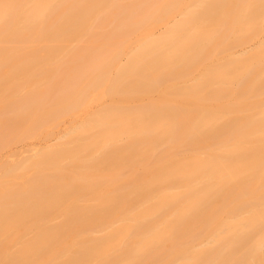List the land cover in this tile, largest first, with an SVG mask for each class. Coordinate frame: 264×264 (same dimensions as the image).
I'll use <instances>...</instances> for the list:
<instances>
[{
    "label": "bare ground",
    "instance_id": "1",
    "mask_svg": "<svg viewBox=\"0 0 264 264\" xmlns=\"http://www.w3.org/2000/svg\"><path fill=\"white\" fill-rule=\"evenodd\" d=\"M157 1L0 0L1 131L73 118L0 167V264H264V99L259 115L227 122L206 107L240 110L225 108L233 82L235 106L264 97V35L227 51L233 35L262 28L264 0H198L165 33L151 25ZM170 2L171 12L181 4ZM225 52L205 78L179 85Z\"/></svg>",
    "mask_w": 264,
    "mask_h": 264
},
{
    "label": "rangeland",
    "instance_id": "2",
    "mask_svg": "<svg viewBox=\"0 0 264 264\" xmlns=\"http://www.w3.org/2000/svg\"><path fill=\"white\" fill-rule=\"evenodd\" d=\"M169 2V5L171 4V2L170 1H172V0H162V4H160L159 3V6H157V8H159L160 6H163L164 8H166V6L168 5L167 3ZM179 2H180V0H178ZM196 1H198V0H181V4L179 5L178 4V6H177V4L175 3V5L177 6L176 8H174V11L173 12H171L170 10H169V8L172 6V5H170V7L169 8H166V10H168V11H170V13L169 12H167V11H165V9L163 8L162 10H160L157 14H159V13H161V16L160 15H158V16H160V19H161V21H158L159 19H157V15H156V17H154L152 20H153V22L155 21L154 19H157L156 21H158V22H156L155 21V24L153 23H151V25H153L152 26V28H154L155 27V31H159V30H161L160 32L162 33V32H167V30H169L168 28H166L167 27V25H166V23H167V21H169L170 22V24H172V26H176V23H177V26L179 27V24H180V22H182V21H184V20H182V17L183 16H185V13L186 14H188V12H186V8H188V10L189 11H191V8H192V10L195 8V9H197L198 7H196V6H198V5H195V4H197V3H195ZM202 1V0H201ZM208 1V0H207ZM157 2H161V1H157ZM178 3V2H177ZM168 5V6H169ZM190 5H193V6H191L190 7ZM194 5H195V7H194ZM167 6V7H168ZM187 6H189V7H187ZM173 7H171L170 9L171 10H173L172 9ZM190 8V9H189ZM163 10H164V13L165 14H162V12H163ZM168 13V14H167ZM186 17V16H185ZM184 18V17H183ZM187 18V17H186ZM174 19L177 21L176 23L174 22ZM152 20H150L151 22H152ZM182 20V21H181ZM169 22H168V24H169ZM171 22H173V23H171ZM258 22V21H257ZM259 22H261V21H259ZM262 22H264V21H262ZM148 23H149V21H148ZM148 23H146V24H148ZM175 23V24H174ZM145 24V25H146ZM150 24V23H149ZM262 24V23H261ZM261 24H260V26H261ZM144 25V26H145ZM165 25H166V27H165ZM259 25V24H258ZM143 26V27H144ZM149 26L150 25H148V27H146L145 26V28H143V29H147V28H149ZM170 26V25H169ZM165 27V28H164ZM236 28L238 27V26H235ZM254 27H256V26H254ZM169 28H171V27H169ZM258 28V27H257ZM262 28H264V23H263V26H262ZM258 29V30H254L253 28H248V30L246 29L245 31L243 30V31H241L242 32V35H245L246 36V38H247V40H244V38H243V41L241 40L242 39V37H241V39H234V38H237V37H235V35H233L232 36V38H230V40L232 41V42H234L235 43V45H234V47L233 46H231V47H233L232 48V50H227L228 51V53H230V52H232L235 56H238L237 54H240L241 53V49L244 47V48H246V47H250L251 46V48H253L257 43H258V41H259V39L264 35V34H262L263 32H264V30L263 29ZM141 29H142V27H141ZM149 29H151V28H149ZM145 30H139L140 32H143V31H145ZM148 30V29H147ZM177 30V29H176ZM149 31V30H148ZM151 31V30H150ZM154 31V30H153ZM257 31H258V33H257ZM147 32V31H146ZM164 32V33H165ZM169 32V31H168ZM257 33L256 35L254 34V33ZM137 33V32H136ZM136 33L134 32V34L136 35ZM139 33V32H138ZM163 33V34H164ZM142 34V33H141ZM135 35H132V37H131V41L132 40H134V39H136V37H135ZM239 35H241V33L239 34ZM136 36H138V34L136 35ZM237 36V35H236ZM239 38V37H238ZM234 39V40H233ZM237 40H238V42H237ZM242 44L243 45V43L245 44V45H240V44ZM251 48H249V49H251ZM231 49V48H230ZM248 49V50H249ZM75 50V49H74ZM85 50H87V49H84V51ZM79 53H83V51L82 50H77ZM77 51H75V52H77ZM88 52V51H87ZM86 52V53H87ZM228 53H224V54H218V56H215L216 57V59H211V60H213V62L212 61H210L209 60V62L207 63V65L205 64H202V66L200 65L201 63H204L203 62V60L204 59H202V62H199L200 64H199V66H201V68H199L198 67V65L195 67V68H193L189 73H188V75H187V77L185 78V80H183V83H181V82H179V85L181 84L182 86L181 87H190L191 86V84L193 83V81L192 80H194V79H203V78H205V76H204V74L207 76V72L208 71H206V70H208L207 68L210 66L209 64H211V65H215V64H218V65H220V64H222V63H225V54L228 56ZM231 53V54H232ZM211 56V55H210ZM240 56V55H239ZM208 59H210V57L209 58H207V60ZM205 61V60H204ZM205 62H207V61H205ZM60 63H57L56 64V66L57 65H59ZM55 65V64H54ZM61 66H62V64H60ZM64 67H66L65 66V64L63 65ZM62 66V67H63ZM73 66V65H72ZM71 66V67H72ZM206 66H208V67H206ZM62 67H60V68H62ZM64 67L62 68L63 70H68V69H70V64H69V68L67 69V68H65L64 69ZM198 67V68H197ZM74 68H75V65H74ZM210 70V69H209ZM61 71V70H60ZM61 73V72H60ZM63 76H64V74H66L65 73V71L63 72L62 71V73H61ZM66 76V78H67V74L65 75ZM64 76V77H65ZM54 78H60V76H56V77H54ZM54 78H52L51 80H49V83L50 82H53V83H56L55 85H60V83H58L59 81H60V79H58V80H56V82H54L55 80H54ZM45 80V79H44ZM188 82V83H187ZM171 83H174V84H176V82H168V85H173V84H171ZM184 83H187V84H184ZM52 84V83H51ZM50 84V85H51ZM29 85H31V84H29ZM52 85H54V84H52ZM231 84H227L226 85V87H229ZM59 88V87H58ZM217 88V87H216ZM237 88H239V86L237 85V83L236 82H233V84H232V86H231V88H230V90H229V92L231 91V90H234V89H236V90H238ZM183 89V88H182ZM91 90V89H90ZM93 90V89H92ZM92 91H90V93H89V97H90V94L92 95V93H91ZM229 92H228V94L226 95V96H224L225 98H224V100L227 102V103H230V105H228V106H226L225 108H227V109H230V108H232V109H235V110H238V109H240V110H238V111H236V112H232V113H227V114H224L223 116H220V114H219V109L215 106V104H210V103H208V104H206V107H210L211 108V114L212 115H214V116H217V117H219L220 119H222V121H224V122H227L228 120H232L233 118H244V117H248V116H255V115H259V114H254V111L255 110H260L261 109V104L263 103V100L262 99H264V97L263 96H261V97H254V104L257 106L255 109L253 108V109H250V106H235V105H233L234 103H236L237 101L235 100V98L234 97H232V96H229ZM96 92H94V94H95ZM93 94V95H94ZM88 97V98H89ZM90 98H92V96L90 97ZM98 102V101H97ZM96 102V104L98 105V103ZM252 102V101H251ZM249 103V104H252V103ZM92 103H94V102H92ZM92 103H90V104H92ZM90 104H88V106L87 107H90V109H95V105L93 106V107H91V105ZM245 104H248V102H246ZM93 105V104H92ZM83 107H85V105L84 106H79V107H76L77 109V111H75V117L77 118V119H84L85 118V115L83 114V112H84V109H83ZM225 108H223V109H225ZM41 110V109H40ZM79 111V112H78ZM82 112V113H81ZM30 116H32V115H30ZM34 117V116H33ZM32 117V120H28L29 121V123H31V122H33V118ZM70 117H71V119H70ZM27 120V119H26ZM70 120H73V118H72V114L71 115H68V114H65V113H61V114H57V115H55V116H52L50 119H46L45 121H43V122H41L40 124H39V126H35V127H37L36 129H33V130H31V131H29V132H27L26 130L28 129V126H29V123H20V124H15V125H13V126H11L9 129L11 130H9V132H6V134H4L2 131H1V126H0V167H3L4 165V162L5 161H12V160H16L17 161V158L18 157H20V156H25V155H27L30 151H32L33 149H37V148H40V147H42V146H44L46 143H52V142H54V140L57 138V136H58V134H59V132L61 131V129H64V127H66L68 124H69V122H70ZM27 121V122H28ZM32 124V123H31ZM30 124V125H31ZM65 124H67V125H65ZM1 125V124H0ZM33 125V124H32ZM7 127H5V128H3L2 127V129H3V131H4V129H6ZM6 130H8V129H6ZM14 131V132H13ZM25 131V132H24ZM8 133V134H7ZM22 133H25V134H22ZM22 134V136L23 135H25V136H20ZM29 155V154H28ZM183 157V156H182ZM162 188H163V186L161 187L160 185L159 186H157V187H154L153 188V190H155L154 191V193H156V194H158V196L157 197H159L162 193H160L161 192V190H162ZM119 192H121V190H119L118 192H116L115 193V195H117ZM174 192V191H173ZM114 195V194H113ZM88 196H90V197H92L91 195H88ZM237 200L238 201H240V198L237 196ZM85 203H91V204H95V202L94 201H88V202H81L80 204H85ZM117 204H118V207H120L121 209H123L124 211H127V212H130L131 211V209H132V206L131 205H129V204H125V203H123V202H118L117 201ZM238 211H237V214L238 215H243V212H244V210H242V209H237ZM106 217H108L109 216V214H108V212H106ZM111 219H114V217H111V218H107V219H105V220H107V221H110ZM224 220H227L228 222H232V221H234V219L233 218H231V217H227V218H225ZM100 228L99 227H96L95 228V230H99ZM213 231V229H211L210 228V230L208 231V233H211ZM213 234V233H212ZM96 235H102V233L100 232V233H97ZM249 236H251L252 237V242L254 243V242H256V241H259V239H260V234H258V232L257 231H253V232H251L250 233V235ZM207 237H210V234H207L206 236H204V235H199V236H196V237H194V239H193V242H192V244L196 247V248H201V244H203L204 243V241L207 239ZM196 251H198V250H200V249H195Z\"/></svg>",
    "mask_w": 264,
    "mask_h": 264
}]
</instances>
